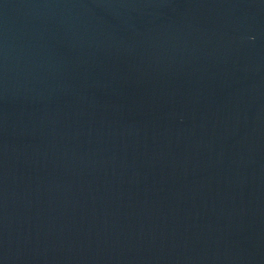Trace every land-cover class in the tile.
Instances as JSON below:
<instances>
[{
  "label": "water",
  "instance_id": "95a60500",
  "mask_svg": "<svg viewBox=\"0 0 264 264\" xmlns=\"http://www.w3.org/2000/svg\"><path fill=\"white\" fill-rule=\"evenodd\" d=\"M0 264H264V0H0Z\"/></svg>",
  "mask_w": 264,
  "mask_h": 264
}]
</instances>
